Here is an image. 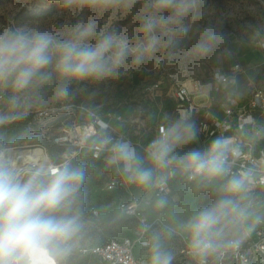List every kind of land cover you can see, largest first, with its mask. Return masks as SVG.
<instances>
[{"label": "clouds", "instance_id": "1", "mask_svg": "<svg viewBox=\"0 0 264 264\" xmlns=\"http://www.w3.org/2000/svg\"><path fill=\"white\" fill-rule=\"evenodd\" d=\"M61 11L70 16L82 11L90 13L84 21L60 30L15 26L14 16L20 11L8 4L3 11L6 24H0V125L24 119L37 104L44 103L40 89L55 84L54 100L64 102L73 97V82L99 83L117 77L128 68H139L149 61L157 63L188 57L201 60L212 54L225 39L224 33L209 24L198 40L184 51L176 49L178 37L204 13V0H143L135 12L136 28L116 29L110 21L127 15L140 0H55ZM108 15L109 22L101 23ZM195 125L181 115L147 148V159L156 169H172L185 173L189 180L212 183L227 175L229 155H236L228 138L220 137L205 150L193 149L183 156L174 149L196 138ZM110 144L109 166L125 173L124 179L140 188L154 183L152 168L143 161L128 142ZM172 174L171 172L168 173ZM86 179L84 168L66 162L50 172L37 171L22 180L3 153H0V264H66L84 227L81 214L74 210L78 192ZM250 173L233 176L223 186V197L214 205L201 209L187 224L190 247L199 256L214 251L213 238L225 221L239 215L238 197L247 190ZM167 203L161 196L157 207ZM171 255L156 244L151 264H171Z\"/></svg>", "mask_w": 264, "mask_h": 264}, {"label": "rangeland", "instance_id": "2", "mask_svg": "<svg viewBox=\"0 0 264 264\" xmlns=\"http://www.w3.org/2000/svg\"><path fill=\"white\" fill-rule=\"evenodd\" d=\"M10 3L20 8L14 16L15 26L60 30L69 24L84 21L90 15L89 12L82 11L78 15L70 16L61 11L55 0H0V24L7 23L5 16L9 13L3 10ZM142 3L143 0H140L127 15L111 20L110 26L133 33L137 23L135 12ZM202 12L204 15L200 20L195 23L187 22L189 30L184 36L177 38L175 48L187 51L198 40L203 28L211 24L224 33L225 39L208 57L201 60L184 56L169 59L164 55L159 63L149 61L139 68H128L117 77L106 81L73 82L71 87L74 95L64 102L54 100L53 84L39 90L38 95L44 103L36 106L74 103L82 104L90 111L110 113L117 130L145 150L156 135L155 129L159 122L164 121L169 127L179 119L175 113L176 102L173 95L178 85L191 83L195 89L193 93L200 98L205 93L208 96L218 94L223 97L227 93L241 92L247 88L248 76L252 75L256 82L264 83V49L260 47L264 40L261 36L264 28V0H204ZM107 22L108 15L101 23ZM235 63H239L243 72L236 78L231 76L226 85L216 91V83L212 78L214 70L221 68L232 74ZM231 79L233 89L228 86L231 85ZM211 107L219 108L213 104ZM2 111H7L3 102ZM29 138L22 120L0 125V148L29 141ZM193 149L203 151L202 140L198 134L194 140L178 145L173 155L183 156ZM144 150L141 149L144 155L143 167L153 169L155 180L161 173L147 159ZM46 152L49 157L54 154L58 158L56 155L59 154L53 146H49ZM14 156L9 152L5 158L13 163ZM70 162L75 167L84 168L86 179L79 189L77 204L74 206V210L81 214L84 227L66 264H102L95 256L84 251V248L110 237L142 234L144 226L136 217L127 215L123 210L121 201L130 197L125 195L126 191L146 198L145 203L139 205L137 213L147 222L144 235L149 240V245L142 252L146 254L150 264L152 251L157 243L171 255V264H214L216 250L224 243V238L233 237L238 232L240 214L230 216L225 221L218 235L213 238L214 251L208 255L199 256L190 247L187 224L197 212L214 205L223 197L222 183H200L196 179L184 186L180 185L177 190L173 189L163 195L167 203L160 208L157 207V201L161 196H150L145 188L132 183L128 184L130 190L126 187L108 188V180L120 178V174L115 169L107 170L104 161L96 159L93 163L84 160ZM174 168L180 170L175 166ZM161 170L166 173L165 169ZM18 177L20 178L19 175Z\"/></svg>", "mask_w": 264, "mask_h": 264}, {"label": "built area", "instance_id": "3", "mask_svg": "<svg viewBox=\"0 0 264 264\" xmlns=\"http://www.w3.org/2000/svg\"><path fill=\"white\" fill-rule=\"evenodd\" d=\"M261 36L264 38V28L261 30ZM260 47L264 49V40ZM232 71L231 74L220 68L214 70L212 78L216 83V91L220 90L231 76L236 78L243 69L239 63H235ZM194 91L192 86L186 84L175 87V113L179 118L181 115H187L195 125L202 140L203 150L213 140L224 137L230 139V147L236 151L235 156L231 153L229 155L226 177L215 182L222 183L223 189L228 179L239 176L242 172H249L251 181L247 190L237 198L241 208L238 232L233 237L224 238V243L216 250L217 258L214 264H264V83L256 82L253 75L248 76L245 90L224 96L222 116H217L211 111L208 101L196 100ZM111 118L110 113L90 111L82 104L35 106L22 119L29 136L35 139L5 146L0 148V153L5 157L9 152L16 155L13 168L20 179L37 171L50 172L71 160L93 163V160L98 159L108 165L111 145L105 143L106 138H110L112 142H128L134 148L137 146L135 141L117 130ZM167 128L168 125L164 121L159 122L155 129L156 135L149 141V145ZM49 146L55 148L59 154L56 155L58 158L54 154L48 156L46 149ZM25 148H39L42 154L35 160L23 163L18 157V152ZM165 172H160L154 180L156 183L158 178L164 177L162 189L158 184L145 188L150 196L166 195L171 190L180 188V185L184 186L196 180H189L185 173L176 170L174 166ZM169 172L172 174L169 175ZM128 184L130 183L122 174L120 178H111L107 182L110 189L126 187L130 190ZM125 195L130 197L121 201L123 210L127 215L136 217L144 226L142 234L110 237L84 248V251L95 256L102 264H150L146 254L142 252L149 245V240L144 235L147 222L137 213L139 205L145 203L146 198L131 195L128 191Z\"/></svg>", "mask_w": 264, "mask_h": 264}, {"label": "bare ground", "instance_id": "4", "mask_svg": "<svg viewBox=\"0 0 264 264\" xmlns=\"http://www.w3.org/2000/svg\"><path fill=\"white\" fill-rule=\"evenodd\" d=\"M229 84H231L232 86H234V85H233V82H232V79H231V82H230ZM186 85H188L189 87L192 86V84L189 83V82H187ZM117 122H118V120H117ZM117 122H115V123H117ZM147 148H148V147H147ZM147 148L144 150V149L142 148V146L139 145V144H137V146L135 147V150H136L137 154L141 157V159H142L143 156H144V155H143V152L141 151V149L144 150V152L146 153ZM41 154H42V151H41L39 148H29V149H28V148H25V149H22V150H20V151L18 152V157H19L20 159H22L23 163H28V162H30L31 160H35L36 157H37V156H40ZM15 157H16V155L14 156L13 163H12V160L9 161V162H11L14 166H15ZM14 166H13V167H14ZM113 168H115V170H117V172H119L120 174H122V175L125 177L126 174L123 173L122 169L118 171V169H117L116 166L113 167V166H109V165L106 164V169H107V170H108V169H109V170H112Z\"/></svg>", "mask_w": 264, "mask_h": 264}, {"label": "crops", "instance_id": "5", "mask_svg": "<svg viewBox=\"0 0 264 264\" xmlns=\"http://www.w3.org/2000/svg\"><path fill=\"white\" fill-rule=\"evenodd\" d=\"M221 69V68H220ZM222 70V69H221ZM224 71V70H222ZM226 85V84H225ZM230 88H234V86L232 85H228ZM242 92V91H241ZM234 93H240V92H234ZM227 94H232V93H227ZM226 94L223 95V97H221V95H218V94H214V95H211V96H208L206 93L205 94H202V96L199 98L198 96H196V100L198 101H201V102H205V101H208L209 102V106L211 104L215 105V106H219L218 109H215L213 107H211V111L217 115V116H222V101L224 99V96ZM142 161H143V158H142ZM160 172H163V170L161 169H158ZM166 171V169H165Z\"/></svg>", "mask_w": 264, "mask_h": 264}, {"label": "trees", "instance_id": "6", "mask_svg": "<svg viewBox=\"0 0 264 264\" xmlns=\"http://www.w3.org/2000/svg\"><path fill=\"white\" fill-rule=\"evenodd\" d=\"M35 138L33 137V136H31L30 138H29V141H33Z\"/></svg>", "mask_w": 264, "mask_h": 264}]
</instances>
